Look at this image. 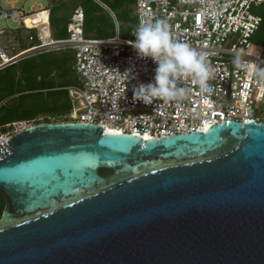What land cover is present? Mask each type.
Segmentation results:
<instances>
[{
	"label": "water",
	"instance_id": "water-1",
	"mask_svg": "<svg viewBox=\"0 0 264 264\" xmlns=\"http://www.w3.org/2000/svg\"><path fill=\"white\" fill-rule=\"evenodd\" d=\"M0 194V264H264V123H33L0 144Z\"/></svg>",
	"mask_w": 264,
	"mask_h": 264
},
{
	"label": "built area",
	"instance_id": "built-area-1",
	"mask_svg": "<svg viewBox=\"0 0 264 264\" xmlns=\"http://www.w3.org/2000/svg\"><path fill=\"white\" fill-rule=\"evenodd\" d=\"M2 1L0 20L13 18L21 28L31 30L24 37L34 44L19 49L17 37L10 38L8 44L0 43V71L21 53L74 51V70L81 84L66 87L73 105L69 121L98 123L106 130L144 138L205 130L215 122L264 123V79L234 64L239 57L249 66L264 68V58L253 49V37L262 21L257 10L264 0H135L136 29L165 21L172 38L203 53L211 69L210 91L202 92L191 77H185L178 82L187 90L185 98L152 105L133 101V87L153 82L156 68L151 58H139L132 47L136 29L132 38L123 37L116 21L114 36L88 38L84 35L85 14L80 10L71 15L68 36L57 39L49 21L51 7L47 6L32 11H48L50 37L44 41L38 26H28L23 20L30 14L24 7L6 8ZM7 31L0 28V36ZM127 69L134 78L127 80ZM26 122L8 123L13 129L7 132L0 126V144L11 132L30 125Z\"/></svg>",
	"mask_w": 264,
	"mask_h": 264
},
{
	"label": "trees",
	"instance_id": "trees-1",
	"mask_svg": "<svg viewBox=\"0 0 264 264\" xmlns=\"http://www.w3.org/2000/svg\"><path fill=\"white\" fill-rule=\"evenodd\" d=\"M50 26L57 39L68 36L71 15L82 10L85 14L84 35L88 38H108L116 33V21L121 32L122 21L130 23L131 19L138 25L134 8L135 0H49ZM102 3L104 5H102ZM113 11L115 17L108 10ZM261 25L253 37L254 51L264 58V4L258 7ZM23 20L28 26H47L48 11H34ZM21 39V49L31 47L34 42ZM75 54L71 49L50 51L30 56L0 71V126L11 131L8 123L34 120L40 122L69 121L72 111L69 90L71 85H80L74 70ZM11 98L10 102H6ZM6 99V100H5ZM44 115V120L38 119ZM54 118V119H53ZM101 173H112L111 169L102 168ZM5 207V200L0 194V218Z\"/></svg>",
	"mask_w": 264,
	"mask_h": 264
},
{
	"label": "clouds",
	"instance_id": "clouds-1",
	"mask_svg": "<svg viewBox=\"0 0 264 264\" xmlns=\"http://www.w3.org/2000/svg\"><path fill=\"white\" fill-rule=\"evenodd\" d=\"M134 37L131 44L137 56L151 58L156 68L153 82L133 87V101L152 105L155 101L171 102L185 98L187 90L178 86V82L185 77H191L192 83L198 85L202 92L210 91L211 69L205 55L187 42L174 40L165 21L140 25ZM234 64L264 79V68L249 66L239 57ZM124 73L127 80L134 78L131 69Z\"/></svg>",
	"mask_w": 264,
	"mask_h": 264
},
{
	"label": "rangeland",
	"instance_id": "rangeland-1",
	"mask_svg": "<svg viewBox=\"0 0 264 264\" xmlns=\"http://www.w3.org/2000/svg\"><path fill=\"white\" fill-rule=\"evenodd\" d=\"M2 5L6 8H11V7H15V8H21L24 7L25 12L27 13H31L33 10L39 9V8H45L49 5V1L48 0H13V1H6L3 0L2 1ZM42 11H46V9L42 10ZM133 20L131 19L130 23L127 21H122L121 23V36L126 37V38H132L133 37V32L135 31V23L133 24ZM6 27L8 29V31L3 34L2 36H0V43H4V44H8L10 38L12 40L15 39V37H17V42H19L18 48L21 49V39L19 38V36L17 35L19 33V31L21 32L22 37L24 38V35L26 36L28 31H31L27 28H25V26L23 28H21V26L19 25V23L13 19V18H9V19H2L0 20V28ZM35 56V55H34ZM6 100V99H5ZM12 99L9 98L6 100V102H10ZM39 120L43 121L44 120V115H40L38 117ZM54 119V118H53ZM26 121H23V123ZM34 120H32L31 122L27 121L26 124H33ZM7 130V127H1V131H5Z\"/></svg>",
	"mask_w": 264,
	"mask_h": 264
},
{
	"label": "bare ground",
	"instance_id": "bare-ground-1",
	"mask_svg": "<svg viewBox=\"0 0 264 264\" xmlns=\"http://www.w3.org/2000/svg\"><path fill=\"white\" fill-rule=\"evenodd\" d=\"M41 39H43L44 41L50 37V29H49V24L45 27H43L41 29V35H40ZM37 53H34V52H25V53H21L18 57L14 58L13 61H12V64H16L18 63L19 61L25 59V58H28L30 56H34L36 55ZM108 131H113L111 129H109Z\"/></svg>",
	"mask_w": 264,
	"mask_h": 264
},
{
	"label": "flooded vegetation",
	"instance_id": "flooded-vegetation-1",
	"mask_svg": "<svg viewBox=\"0 0 264 264\" xmlns=\"http://www.w3.org/2000/svg\"><path fill=\"white\" fill-rule=\"evenodd\" d=\"M113 172V171H112ZM100 173H101V169H100ZM102 174V173H101ZM110 174H112V173H110ZM110 174H107V175H104V176H108V175H110ZM103 175V174H102Z\"/></svg>",
	"mask_w": 264,
	"mask_h": 264
},
{
	"label": "crops",
	"instance_id": "crops-1",
	"mask_svg": "<svg viewBox=\"0 0 264 264\" xmlns=\"http://www.w3.org/2000/svg\"><path fill=\"white\" fill-rule=\"evenodd\" d=\"M49 1V0H48ZM29 32V31H28Z\"/></svg>",
	"mask_w": 264,
	"mask_h": 264
}]
</instances>
